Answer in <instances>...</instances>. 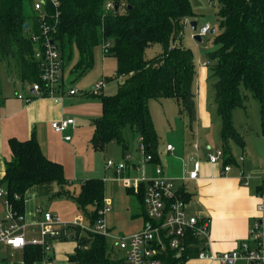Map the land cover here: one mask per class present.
<instances>
[{
  "label": "trees",
  "instance_id": "trees-1",
  "mask_svg": "<svg viewBox=\"0 0 264 264\" xmlns=\"http://www.w3.org/2000/svg\"><path fill=\"white\" fill-rule=\"evenodd\" d=\"M57 1L58 6L54 7L44 0L42 20L34 9L35 0H0V59L8 68H14L22 82H40V66L34 58L35 44L30 33L41 34L40 25L44 24L47 34L58 46L64 73L74 49L78 53V61L67 70L72 82L92 65L93 49L100 46L103 55L113 57L116 63L113 75L106 82L116 80L117 84L113 93L105 94L103 77L101 92L93 94L100 96L101 114L92 121L91 146L97 151L113 141L125 146L123 129L128 125L142 137L152 162L158 163L159 140L149 100L175 99L179 115L187 116L190 126L196 118L193 54L189 48L175 43L186 20L194 17L189 0ZM108 1L113 3L111 8L105 7ZM215 1L218 32L206 65L210 70L214 109L220 119L223 163L237 164L231 144L243 147L244 140L235 128L233 110L244 106L246 92L258 102L260 127L264 132V0ZM25 23H28L27 29ZM154 44H160L162 51L146 59L145 49ZM9 145L12 157L5 163L1 181L10 196L14 193L21 196L12 199L20 212L24 209L25 192L32 185L47 181L67 183L62 165L42 153L34 132L25 140L10 138ZM144 186L141 183L137 192L126 188L135 195L143 219L146 218ZM103 198V179L91 177L83 181L74 199L85 217L94 221ZM68 230L69 239L77 242L68 254L69 263L122 264V259L113 256L114 247L103 235L82 231L79 227ZM196 254L197 248L188 246L181 256L167 250L162 259L164 264H178ZM22 257L24 264H34L42 259V249L27 244Z\"/></svg>",
  "mask_w": 264,
  "mask_h": 264
},
{
  "label": "crops",
  "instance_id": "crops-1",
  "mask_svg": "<svg viewBox=\"0 0 264 264\" xmlns=\"http://www.w3.org/2000/svg\"><path fill=\"white\" fill-rule=\"evenodd\" d=\"M203 62L206 61L200 62L201 66H199L196 72V88L194 90L196 95V118L192 125H189L193 131V141L189 140L190 146L187 147L185 140H183V144L177 148V152L175 147L172 151H168L162 143H158L159 162L157 164L162 167V172L173 178L176 185L183 189L186 195V212L189 215L207 217L209 219L212 250L224 251L233 249L239 241L247 236L248 229L256 215L258 201L256 193L261 187V178L257 175H252L250 176L251 178L249 177L247 184H244L239 178V173L243 171V167L236 172L232 168L229 172L223 174L222 163H210L206 159V153L213 149L208 145L209 140H211V135H214V127L220 123V119L214 116L215 107L210 102L213 100V97L204 82L207 72L205 66H203ZM114 81L117 84V81ZM7 84H13L16 87L14 93L9 96H5L0 92V180L4 174L5 163L12 157L9 139L14 137L19 140H25L29 138L32 132L35 134L42 153L47 158L57 161L62 165L64 176L67 180V183L64 185H59L53 181L37 183L29 187L25 192L24 209L22 211L24 221L28 226L29 235H38L36 222L39 219V215L36 213V208L40 207L44 210L52 211L40 203L42 198L74 199L78 195L81 184L85 179L98 177L103 179L104 182V178L92 175L89 163L85 164L86 154L81 155L82 152H88L89 156L94 150L90 143L93 132L92 121L94 118L100 116L101 104L94 112L87 111V113L75 115L74 117L69 113V106L74 105L79 89L76 94L67 96L59 102H55L47 97L34 98L29 102H25L23 99L18 98L17 94L23 93V95H27L29 93L26 88L28 84L22 82L15 71L9 76ZM106 84L107 82L103 88L104 93L107 89ZM22 86L26 88V91L20 90ZM69 86L74 87L73 82L69 83ZM164 99L170 100L172 98H159L155 100L160 101ZM66 117L75 119V125L69 127L66 131V133L71 135L70 140H64L63 134L54 131L50 125L52 120ZM219 130L220 127L218 134ZM157 134L159 140L160 135L158 132ZM135 135L137 134L135 133ZM137 142L139 143L138 135ZM200 142L205 143V148L202 151L200 150ZM168 143L170 142L166 144ZM126 153L132 155L136 166L135 170L129 171V174L146 175L147 165L154 162L143 163L138 147L134 149V154L130 153L128 149H124L122 157ZM166 155H170L171 160L176 161L175 164L171 163V167L167 171H165L166 165H162V157ZM195 160L200 162L198 174L196 178L191 179L188 177V171L193 168ZM107 169L111 170L116 176L112 168ZM81 213L83 214V212ZM68 214L69 212L63 214L64 220H72L80 215L74 214L69 217ZM84 218L86 219V217ZM131 232L133 231L129 233ZM72 241L74 243L72 249L65 253L64 260H62V249L59 244L63 240L53 242L52 257L59 263L68 261V254L73 252L77 244L75 240ZM2 246L3 248H0V264H24L22 257L23 249H11L8 246ZM34 264H43V261L41 259L35 261ZM202 264L218 263L203 261ZM236 264L245 263L238 261Z\"/></svg>",
  "mask_w": 264,
  "mask_h": 264
},
{
  "label": "built area",
  "instance_id": "built-area-1",
  "mask_svg": "<svg viewBox=\"0 0 264 264\" xmlns=\"http://www.w3.org/2000/svg\"><path fill=\"white\" fill-rule=\"evenodd\" d=\"M54 7L58 6L57 0H48ZM44 0H35L34 9L44 18ZM113 3L108 1L106 8H111ZM57 14V13H56ZM189 22L190 20H186ZM41 34L30 33V39L35 44L34 58L40 66V82L28 84V94L18 93L17 97L29 102L34 98L47 97L55 102L62 101L67 96L77 93L78 89L69 86L70 80L62 70V58L58 46L47 34V26L41 24ZM211 28L209 22L204 23L192 32L203 37ZM206 65V62H203ZM104 86L103 80H98L91 87L90 93L99 94ZM51 127L54 131L63 134L64 140H70L71 135L66 133L69 127L75 125L72 117L52 120ZM165 149L172 151L174 146L170 143ZM138 151L143 163L152 162V155L145 149L143 139L139 136ZM206 159L210 163H222V173L232 169L231 164L223 163V150L221 147L209 150ZM242 159V157H241ZM200 162L195 160L193 168L188 171V177H197ZM106 168H112L116 173V179L126 188H132L134 192L139 190L143 183V203L146 218L142 226L131 233H113L109 228L105 215L111 211V200L103 198L102 206L97 209V217L86 222L82 216H76L72 220H64L59 215L36 208L39 219L36 222L38 235H29L28 226L24 221L23 212H20L12 199L21 196L14 193L10 196L5 184L0 180V245L11 249H23L27 244L40 246L42 249L43 264H71L68 261L59 263L51 252L53 242L69 239L71 234L68 228L79 227L82 231L99 233L111 240V245L122 251L120 259L122 264H164L162 256L167 250H174L179 257L188 246L197 248V254L180 261L178 264H202V262H216L218 264H236L243 261L245 264H264V177H261V187L256 193V215L248 229L247 236L230 250L214 251L211 248L210 224L207 217H197L186 212V199L183 189L176 185L173 178L168 176L147 177L145 174L130 175V170H135L132 155L126 153L121 160L109 158L105 161ZM156 173H162V167L158 165ZM249 174L240 171L239 178L247 184ZM85 217V216H84ZM193 240V241H192Z\"/></svg>",
  "mask_w": 264,
  "mask_h": 264
},
{
  "label": "rangeland",
  "instance_id": "rangeland-1",
  "mask_svg": "<svg viewBox=\"0 0 264 264\" xmlns=\"http://www.w3.org/2000/svg\"><path fill=\"white\" fill-rule=\"evenodd\" d=\"M189 2L192 13L194 14L193 19L197 21L198 27L206 22H209L211 25L210 29H215V32H210L209 30L205 36L201 37V40H196L192 37L193 30L191 29L189 22L186 21L180 34L176 38L177 44L191 50L197 72L199 66H201L200 62L208 61L207 54L215 47L213 39L216 32H218V6L215 0H189ZM161 51L162 46L160 44H154L145 49L144 57L149 59ZM78 59V53L74 49L72 59L68 67L69 70L71 66L78 61ZM6 64L7 63L4 60L0 59V92L5 96H9L14 93L16 85H9L7 82L9 80V76H11L15 70L14 68H8ZM115 64V59L113 57L103 55V51L100 46L93 49L92 65L87 68L85 73L76 77L72 81L74 87L79 89V92L75 97L76 101L74 105L69 106L70 115L75 117V115L84 114L87 113V111L94 112L100 107V96L91 94V87L96 81L101 80L103 77H105L103 80L106 82V78L113 75ZM203 66H205L207 72L206 80L204 82L206 83L207 89L211 92L214 100L211 80L209 79L210 70L207 65ZM68 68H66L65 72V76L67 75V77H69L68 74L70 72L67 71ZM196 77L197 76L195 75L192 86L193 91L196 88ZM70 79L71 78L68 80ZM115 84L116 82L114 80L108 81L106 84L107 89L105 94L113 93L115 91ZM26 88H23L22 86L20 87V90L26 91ZM246 94L247 96L244 99V106L235 107L233 110L234 125L244 140V146L239 147L237 144H231V153L238 163L231 165L234 172L243 167L244 174H249V176L257 175L261 178L264 177V132H262L260 127L258 102L249 92H246ZM213 100L210 102L213 103ZM175 102L176 101L174 99H164L160 101L155 99L151 100L149 101V111L153 120L154 128L160 135L159 143H162L163 146H165L167 142H170L175 147L177 152V148L183 144V140H185L187 147L190 146L189 140L191 142L193 141V131L189 126L187 116L179 115V106L178 103ZM214 116L218 117L216 112L214 113ZM219 127L220 123L214 127V135H211V140H209L208 143V145L213 149L221 145V139L218 134ZM80 136L82 135L80 134ZM123 137L125 138L126 148H124L125 146L121 143L113 141L107 144L103 151L93 150L89 156L88 152L81 153V155H84V153L86 154L85 164L89 163V167L92 169V175L104 178V197L111 200V211L105 215V218L113 233H129L130 231L137 229L143 221L140 214V205L135 196L127 193L126 187H124L122 183L116 179L115 174L104 166V161L106 159L112 158L116 161L121 160L124 149H128L130 153L134 154V149L138 147L139 143L137 142V135H135L128 125L123 129ZM199 145L200 150L202 151L205 148V143L200 142ZM169 156L170 155H166L162 157V165H166L165 171L171 167L172 162V164H175L176 162L172 161ZM158 165L159 164L157 163H149L146 169V176H167L164 172H155ZM63 199L46 197L42 198L40 203L44 207L55 211L53 213L59 215L61 218H64L63 214L66 212H69V217L82 212V210L77 207L78 205L75 202V199ZM78 216H82V219L86 222L84 213H81ZM108 242L110 243L111 240L108 239ZM59 244L62 249L61 256L63 259H61L64 260V257L66 256L65 253L72 249L74 243L72 240L68 239ZM0 248H3V246L0 245ZM121 254L122 251L113 248V256L115 258H120Z\"/></svg>",
  "mask_w": 264,
  "mask_h": 264
},
{
  "label": "water",
  "instance_id": "water-1",
  "mask_svg": "<svg viewBox=\"0 0 264 264\" xmlns=\"http://www.w3.org/2000/svg\"><path fill=\"white\" fill-rule=\"evenodd\" d=\"M115 6H117V4H115ZM189 25L191 26V29L194 31L197 28V21L192 19V20L189 21ZM24 27L27 29L28 28V23H25ZM210 32H214V28H212L210 30ZM193 38L196 39V40H201V37L198 34H194Z\"/></svg>",
  "mask_w": 264,
  "mask_h": 264
}]
</instances>
